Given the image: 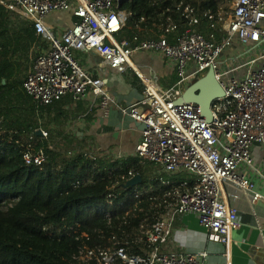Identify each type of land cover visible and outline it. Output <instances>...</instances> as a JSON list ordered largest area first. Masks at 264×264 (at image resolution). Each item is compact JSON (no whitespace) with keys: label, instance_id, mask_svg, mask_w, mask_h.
<instances>
[{"label":"built area","instance_id":"2783aa9c","mask_svg":"<svg viewBox=\"0 0 264 264\" xmlns=\"http://www.w3.org/2000/svg\"><path fill=\"white\" fill-rule=\"evenodd\" d=\"M230 1L233 11L221 27L209 0H148L154 12L140 18L123 10L122 0H0V7L31 24L37 35L49 42L38 52L23 81L37 106H49L66 95L77 101L93 97L106 115L113 109L121 110L138 124L143 123L146 128L133 154L135 165L141 169L131 170L129 177L119 180L123 183L138 175L147 180L142 168L150 164L162 175L186 173L194 179L192 183L187 179L179 184L164 182L163 201L154 198L158 213L146 214L131 231L120 228L110 237L98 231L58 232V236L75 234L78 251L71 264H206V253L193 255L175 249L173 218L196 215L209 241L225 245L229 255L233 234L241 223L239 210L228 202L225 182L238 187L253 214L264 200V193L251 177L264 181V167L254 161L252 151L254 144L264 148V0ZM56 12L71 13L73 18L59 29L46 20ZM152 19L160 29L152 33L153 37H142ZM124 29L130 36L118 40L116 35ZM221 31L225 33L217 39ZM236 40L251 46L243 53L254 55L244 61L224 59ZM142 51L161 54L174 62L176 84L163 88L155 78L146 76L132 61L133 55ZM80 53H94L100 65L138 77L143 100L120 106L105 79L93 77L80 63ZM210 69L225 93L212 105L211 122L203 117L197 103L181 101L188 84ZM4 121L0 116V125ZM4 134L0 127V136ZM34 139L35 134L30 133L21 140L27 167H41L49 159L47 150L36 147ZM49 148L55 149L53 145ZM76 151L91 159L97 156L82 147ZM155 191L154 186L145 189L138 184L132 194L140 199ZM165 204L169 208L161 213ZM101 211L107 216L113 213L105 207Z\"/></svg>","mask_w":264,"mask_h":264},{"label":"trees","instance_id":"16d2710c","mask_svg":"<svg viewBox=\"0 0 264 264\" xmlns=\"http://www.w3.org/2000/svg\"><path fill=\"white\" fill-rule=\"evenodd\" d=\"M209 1L212 12H217L218 1L225 3ZM122 9L139 18L154 12L148 0L124 1ZM174 17L178 19V15ZM13 19L17 16L1 6L0 116L5 121L0 127L5 134L0 136V264H71L78 251L75 234L58 236V232L98 231L110 237L120 228L131 231L146 214L158 213L154 198L163 201L164 182L191 180L167 175L152 182L144 178L141 186H154L156 191L134 199L133 187L126 186L128 180L119 181L129 177L131 170L141 169L133 159H106L98 154L91 159L81 151L68 156L58 148L50 149L48 140L38 134L37 147L46 149L49 159L41 167H27L21 140L42 128L34 118H40L42 111L23 87L26 74L22 78L18 58L21 48H26L24 43L35 44L39 36L31 24L27 36L25 31H17L11 25ZM103 207L113 213L107 216L101 211ZM168 208L165 204L160 212Z\"/></svg>","mask_w":264,"mask_h":264},{"label":"crops","instance_id":"0c3cea01","mask_svg":"<svg viewBox=\"0 0 264 264\" xmlns=\"http://www.w3.org/2000/svg\"><path fill=\"white\" fill-rule=\"evenodd\" d=\"M7 1V0H4ZM128 1V0H126ZM124 3V2H123ZM121 3V7L122 4ZM228 7H225V4ZM226 10L228 12H226ZM233 11V5L230 0H225L224 4L218 1L216 18L221 25L226 24V20ZM229 15L224 17L223 14ZM71 13H53L47 17V22L61 29L65 24H69L72 19ZM17 20L23 25L15 26V29L25 31L27 36L28 23L21 18ZM14 28V26L12 25ZM160 29V24L152 19L146 24L145 32L142 37H153L152 33ZM122 30L116 35L118 40L129 37L130 33ZM203 32H207V27H203ZM224 31L217 32L216 38L221 39ZM49 42L39 36V41L35 44L25 42L26 48L35 50V57L38 52L46 48ZM251 46L240 40H236L233 46L225 53L224 59L234 57L236 60H246L253 53H243L244 49ZM257 56L260 53H256ZM80 63L88 70L93 77L104 78L110 94L120 106H131L143 100V85L138 77L132 76L126 72L118 73L108 66L100 65V59L94 53H80L77 55ZM133 63L146 75L155 78L157 84L163 88H170L178 80V71L174 62L165 56L153 52L142 51L132 57ZM32 66V64H31ZM30 67L29 69H32ZM193 70V68H191ZM188 84L185 91L190 87ZM33 105L42 111L40 119L51 120L50 128L57 130V137L63 141H54L52 134L47 130L41 139L53 145H58L59 149L75 153L81 147L92 153H97L101 158L106 159H133V154L141 138V128L130 116L124 114L121 110L113 109L107 115L99 106V100L89 97L86 101H77L70 95H66L59 100L54 101L49 106L40 107L34 102ZM43 122L40 121V124ZM35 134L34 144L40 142ZM39 136V135H38ZM66 143V144H63ZM85 145V147L83 146ZM50 146V145H49ZM254 161L264 167V148L261 144L253 145ZM158 174L162 175L160 170ZM161 177H166V174ZM174 177H186L194 181L190 174L179 173ZM252 180L257 183L260 192L264 193V181L257 176L252 175ZM160 178V177H157ZM227 193L228 202L231 207L239 210L241 227L233 234V246L230 254L227 255L226 246L220 243L210 242L205 230L201 227L198 217L191 213L177 215L173 218V236L172 241L175 249L190 252L193 255H202L206 253V264H264V200H262L256 213H251L246 205V201L240 194L238 187L226 181L224 184Z\"/></svg>","mask_w":264,"mask_h":264},{"label":"water","instance_id":"95a60500","mask_svg":"<svg viewBox=\"0 0 264 264\" xmlns=\"http://www.w3.org/2000/svg\"><path fill=\"white\" fill-rule=\"evenodd\" d=\"M126 0H122V3ZM130 1V0H128ZM225 93L215 79L214 70L210 69L197 81L192 83L190 87L185 91L182 100L183 102L197 103L202 108L203 117L207 118L209 122L212 121V105L214 101L220 97H224ZM141 130L146 127L143 123L139 124ZM36 134L41 136L43 134L42 129H38ZM143 180L140 175L128 180L126 186L133 187L135 185L142 184Z\"/></svg>","mask_w":264,"mask_h":264},{"label":"rangeland","instance_id":"374dc122","mask_svg":"<svg viewBox=\"0 0 264 264\" xmlns=\"http://www.w3.org/2000/svg\"><path fill=\"white\" fill-rule=\"evenodd\" d=\"M225 7L226 8L228 7V4L227 3L225 4ZM226 12H228V11L226 10ZM228 15H229V13H228ZM228 15H225V12L223 14L224 17H226ZM18 23H19V26L23 25V23L20 22V21H18L17 19H13L11 25H13L14 28H15V26H17ZM21 49H22V52L19 54L18 63L21 66V69H22L21 70L22 71V78H24L25 77V74L27 75V73L31 70L29 68L32 67L33 64H34V60H35V52L34 51L35 50H33L31 48L29 50H28V48H21ZM31 64H32V66H31ZM23 75H24V77H23ZM22 115H24V114H22ZM34 118L36 120L39 119V121H42L43 122L42 124H40L41 127L43 129L47 130L50 134H52V136L54 138V141H58V140L63 141L62 139H60L59 137H57V134H56L57 133V130H55L53 128H50V126H51V120L49 122L46 121V123H45L44 122L45 121L44 119L41 120L37 116H35ZM53 144L56 146V148L59 149L58 145H56L55 143H53ZM63 144H66V143H63ZM83 146L85 147V145H83ZM59 150H61V149H59ZM61 151L62 152H65L64 150H61ZM86 151L87 152H90L88 150H86ZM142 169L144 171V173L142 175L144 177H147V180H149L151 178H154L156 176H159L158 170H160V169L157 166L153 165V164H150V165H148V166H146L145 168H142ZM160 172H161V170H160ZM103 212H105V211H103Z\"/></svg>","mask_w":264,"mask_h":264}]
</instances>
